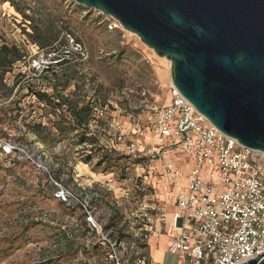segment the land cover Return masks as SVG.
<instances>
[{
  "label": "rangeland",
  "instance_id": "374dc122",
  "mask_svg": "<svg viewBox=\"0 0 264 264\" xmlns=\"http://www.w3.org/2000/svg\"><path fill=\"white\" fill-rule=\"evenodd\" d=\"M27 1L43 20L55 17L72 31L84 53L66 52L65 43L38 49L24 33L30 32L28 22L8 2L0 3V43H16L26 54L0 88V264H114L113 253L131 263L148 255L157 208L167 200L158 187L165 177L130 145L147 150L156 141L149 120L155 106L167 103L170 61L112 17L73 0ZM33 60L49 68L40 73ZM29 86L89 103L84 136L66 106L61 116ZM37 125L42 136L34 132ZM5 141L26 154L3 153ZM58 184L72 196L56 197ZM162 241L156 238L158 246ZM176 261L165 252L160 264Z\"/></svg>",
  "mask_w": 264,
  "mask_h": 264
},
{
  "label": "built area",
  "instance_id": "2783aa9c",
  "mask_svg": "<svg viewBox=\"0 0 264 264\" xmlns=\"http://www.w3.org/2000/svg\"><path fill=\"white\" fill-rule=\"evenodd\" d=\"M65 38L66 52L83 56L81 43L70 34ZM39 68L33 60V69ZM47 68L43 65L39 72ZM149 124L156 141L147 150L135 144L130 148L136 156L158 163L177 187L170 221L165 209L157 208L158 222L171 229L166 247L177 256L176 264H241L264 253V153L222 133L173 85L167 103L154 107ZM1 150L26 154L8 141ZM186 166V185H182L177 180ZM70 195L58 184L56 197L65 200ZM151 233L152 226L144 237ZM102 239L114 247L111 240ZM113 254L114 264H156L146 254L135 256L131 263Z\"/></svg>",
  "mask_w": 264,
  "mask_h": 264
},
{
  "label": "water",
  "instance_id": "95a60500",
  "mask_svg": "<svg viewBox=\"0 0 264 264\" xmlns=\"http://www.w3.org/2000/svg\"><path fill=\"white\" fill-rule=\"evenodd\" d=\"M115 19L222 133L264 153V0H73ZM264 253L247 263L264 264Z\"/></svg>",
  "mask_w": 264,
  "mask_h": 264
},
{
  "label": "trees",
  "instance_id": "16d2710c",
  "mask_svg": "<svg viewBox=\"0 0 264 264\" xmlns=\"http://www.w3.org/2000/svg\"><path fill=\"white\" fill-rule=\"evenodd\" d=\"M8 2L9 5L19 13L24 21H27L30 27V32L24 31L29 41L34 44L38 49L45 50H56L58 47L66 44V34H70L77 41L79 39L66 28H61V25H57L58 21L55 17L43 20L39 14H36L34 9L30 7L27 0H0V3ZM61 22V21H60ZM61 33H64L61 37ZM80 42V41H79ZM25 51L21 47H18L14 43H8L6 41H1L0 43V88L4 87V76L8 72L12 65L23 59L25 56ZM49 68V66H48ZM30 89V94H35L38 100L45 102L52 109L60 111V115L63 116V106H66L67 111L73 116L75 124L82 127V133L80 136H84L86 128L88 126L87 116L92 108L89 103H82L79 105L78 101L71 100L61 94L50 95L45 91H37L34 88L28 87ZM102 104V103H101ZM91 106V107H90ZM35 134L42 136L43 128L40 125L36 126ZM60 127V124L57 125ZM91 155H87L85 160H88ZM105 161V160H104ZM102 159L98 161V164L104 162Z\"/></svg>",
  "mask_w": 264,
  "mask_h": 264
},
{
  "label": "crops",
  "instance_id": "0c3cea01",
  "mask_svg": "<svg viewBox=\"0 0 264 264\" xmlns=\"http://www.w3.org/2000/svg\"><path fill=\"white\" fill-rule=\"evenodd\" d=\"M160 169L161 167L158 163H154L153 166L151 167V170H153L152 172H157L159 175L161 174L162 177H165L164 178L165 181H163L160 185L158 184V187L164 190V192L166 193L167 200H164L165 203L164 206L167 208H165L164 206L163 208L165 209V214L167 219L170 221L171 218H168V214L172 215V213L176 210V207L174 205V199L177 194V187L171 182L170 177L164 175L162 173V170ZM187 169H188L187 166L183 168L181 177L184 178V182L179 181V183L182 185H186L185 174ZM161 193H163V191H161ZM169 208H171V210ZM155 226H156V232L154 233V235H151V237H149L147 242L148 257L151 261L155 262L156 264H160L163 255L165 254V252H167L166 243L167 240L170 238L171 229L168 226V224L163 226L158 221L155 224ZM158 237H162L163 239L162 244L160 246H158V243L156 242V238Z\"/></svg>",
  "mask_w": 264,
  "mask_h": 264
},
{
  "label": "bare ground",
  "instance_id": "6f19581e",
  "mask_svg": "<svg viewBox=\"0 0 264 264\" xmlns=\"http://www.w3.org/2000/svg\"><path fill=\"white\" fill-rule=\"evenodd\" d=\"M163 59V58H162Z\"/></svg>",
  "mask_w": 264,
  "mask_h": 264
}]
</instances>
